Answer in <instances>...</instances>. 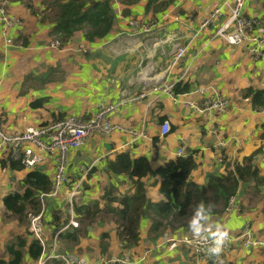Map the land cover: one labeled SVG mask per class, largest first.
<instances>
[{"label":"crops","instance_id":"0c3cea01","mask_svg":"<svg viewBox=\"0 0 264 264\" xmlns=\"http://www.w3.org/2000/svg\"><path fill=\"white\" fill-rule=\"evenodd\" d=\"M54 2L10 1V12L21 21L9 29L16 46H7L0 23V129L18 133L68 115L90 119L101 107L112 106L108 117L114 129L95 132L85 145L69 152L66 186L43 208L49 244L56 239L58 250L76 264H97L127 253L131 258L125 264H264L263 248L244 247L238 239L247 227L253 237L264 238V110L255 111L242 96L248 87L264 88V53L256 58L248 52L252 43L231 46L216 37L219 22L201 28L212 9H224L225 0H159L155 10L147 9L149 0L134 4L114 0L116 20L106 37L88 41L83 29L59 47L51 46L56 38ZM245 11L264 20V0H247ZM175 40L187 44L188 50L171 68ZM165 79L189 86V93L181 94L182 101L221 94L229 100L227 110L199 115L184 103L175 104L171 95L158 88ZM196 88L203 96L190 94ZM142 93L145 97L138 98ZM37 100L42 104L33 107ZM165 120L170 121L171 132L160 136ZM133 133L139 134L136 141ZM181 148L184 155L179 156ZM125 151L132 158L148 157L153 170L192 153L197 166L190 180L200 185L208 182L209 175L226 173L235 161L254 155L259 179L242 182L233 209L223 216L212 215L205 225L235 237L231 250L209 261L192 255L186 244L163 243L164 235L153 241L147 212L139 245L126 251L113 213L102 211L93 220L89 209L77 214L74 203L88 207L99 202L106 210L119 205L110 202L112 196L135 193L128 176L108 172V162ZM2 157L0 153V260L7 261L10 240L17 235L27 237L29 243L34 240L28 219L21 223L4 205L8 194L24 190L22 181L31 169L3 168ZM54 167L49 158L38 169L52 179ZM143 180L152 202L165 199L159 175ZM73 190L78 194L71 205L68 196ZM103 233L109 234L105 252ZM23 264H38V260L26 252ZM48 264L64 262L57 259Z\"/></svg>","mask_w":264,"mask_h":264},{"label":"trees","instance_id":"16d2710c","mask_svg":"<svg viewBox=\"0 0 264 264\" xmlns=\"http://www.w3.org/2000/svg\"><path fill=\"white\" fill-rule=\"evenodd\" d=\"M125 3L134 4L140 0H124ZM159 0H149L147 9L153 8ZM53 5L57 12L54 18V34L60 46L68 43L71 37L79 30H86L88 41L106 37L115 24L116 13L112 0H55ZM189 92V86L177 82L174 87L175 94ZM242 96L251 102L255 111L264 110V88L248 87ZM40 101L32 102L33 107H39ZM254 155L245 157L243 161L233 164L226 173L211 174L208 182L200 185L190 180L192 171L197 162L193 154L169 160L157 170H153L148 157L132 158L128 151L117 153L114 160L108 162V172L115 175L128 176L135 187L132 195L123 194L112 196L110 202L116 201L118 207L110 206L106 210L100 208L97 202L92 206H78L76 212L89 209L90 219L102 212H111L118 223V233L123 248L132 249L139 245L141 240V222L145 213L149 212L151 226L149 238L153 241L161 236L178 233H195L191 227L196 221L200 225V232L206 229V223L212 215H225L229 208L232 196L238 192L242 182L259 179L258 170L253 165ZM3 168L21 170L25 168L22 162L9 153L1 158ZM149 175L161 177L160 192L165 197L160 202H152L148 197L147 184L143 180ZM53 182L48 174L38 167L31 169L22 181L23 191H15L4 198L5 207L21 223L27 221L29 210H40L39 194L48 192ZM108 193L104 195L107 198ZM93 209V210H92ZM204 226V228H203ZM108 233H103L102 249L108 248ZM9 259L0 260V264H23L26 252L29 257L38 260L43 254V246L35 239L29 243L27 237L17 235L6 245Z\"/></svg>","mask_w":264,"mask_h":264},{"label":"built area","instance_id":"2783aa9c","mask_svg":"<svg viewBox=\"0 0 264 264\" xmlns=\"http://www.w3.org/2000/svg\"><path fill=\"white\" fill-rule=\"evenodd\" d=\"M10 1L0 0V23L3 25L2 35L6 40L7 46H16L12 37H10L9 29L13 25L21 24V21L10 12ZM246 1L225 0L224 9L221 7L212 9L210 14L202 20L201 28H206L212 23L219 22L215 33L216 37H220L231 46L242 45L247 42L252 43L253 46L249 48L248 52L258 58L264 53V20L261 17L246 14ZM51 46L59 47V40L55 38L51 42ZM79 49L84 50L85 48L79 47ZM187 50V44L178 42L174 45L170 63L171 68L185 57ZM175 84V82L166 81L165 79L164 84L158 86L161 91L171 95L175 104L184 103L199 115L211 111L223 113L227 110L229 104L227 97L221 94L204 97L202 90L198 88L191 90L193 92H190V94L194 93L203 97H198L197 99L187 98L182 101L180 99L181 94L174 93ZM144 97L145 94L142 93L138 98L142 99ZM112 108L114 107H101L90 119H82L76 115H68L62 119H57L46 124L30 126L18 133L8 134L0 129L1 155L4 156L10 153L12 157L20 160L27 169L40 167L49 158H52L55 163L52 188L48 192L40 193L38 197L41 204L40 210H29L27 212L29 232L43 246V254L38 259V264H48L57 259L62 260L64 264H76L69 254L58 250L56 239L53 243L49 244L44 226L43 208L48 198L59 197L66 186L68 181L66 167L69 152L72 149L85 145L87 139L95 132L109 133L114 129V125L108 117V112ZM170 132V121H163L160 126V136H166ZM138 135L133 133V141L137 140ZM220 144L224 145V142L222 141ZM178 155H184L182 148L178 151ZM222 158L221 156V160ZM77 194L78 191L76 190L69 192L68 201L71 205L76 200ZM235 203L236 197L232 196L228 211L233 209ZM72 223L78 226L77 221H72ZM238 239L241 240L244 247L257 246L264 249V238L253 237L248 227L240 233ZM235 240V237L225 233L204 229L201 232L195 233L169 234L165 237L163 243L186 244L191 249L192 255L210 261L231 250ZM217 241H220L219 245H217ZM217 246L221 248L219 253L212 251ZM130 258V253H127L120 257L103 258L97 264H125L130 261Z\"/></svg>","mask_w":264,"mask_h":264},{"label":"clouds","instance_id":"9594fccd","mask_svg":"<svg viewBox=\"0 0 264 264\" xmlns=\"http://www.w3.org/2000/svg\"><path fill=\"white\" fill-rule=\"evenodd\" d=\"M191 227L196 231V232H199L200 230V225L199 223H197L196 221H193L192 222V225ZM220 244V241H217V245ZM213 252H216V253H219L221 251V248L219 246L215 247L212 249Z\"/></svg>","mask_w":264,"mask_h":264},{"label":"rangeland","instance_id":"374dc122","mask_svg":"<svg viewBox=\"0 0 264 264\" xmlns=\"http://www.w3.org/2000/svg\"><path fill=\"white\" fill-rule=\"evenodd\" d=\"M175 42H176V43H178V42H180V41H178V40H175ZM181 43H182V42H181Z\"/></svg>","mask_w":264,"mask_h":264}]
</instances>
